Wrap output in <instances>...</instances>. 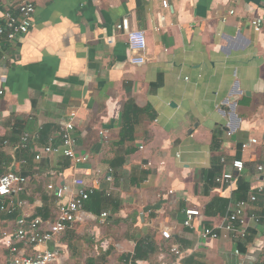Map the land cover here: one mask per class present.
<instances>
[{"label":"crops","instance_id":"obj_1","mask_svg":"<svg viewBox=\"0 0 264 264\" xmlns=\"http://www.w3.org/2000/svg\"><path fill=\"white\" fill-rule=\"evenodd\" d=\"M10 8L0 0V18ZM255 18L264 19V0H36L29 33L0 59V145L9 143L0 175L28 180L23 206L0 211V264L12 257L2 233L20 218L54 223L59 202L48 186L75 193L76 179L98 199L55 240L21 251L55 252L54 264H264V26L256 33ZM125 22L145 32L142 66L130 63L117 29ZM72 113L74 149L87 161L36 160L60 145ZM225 172L232 182L217 183ZM241 202L244 223L232 233L225 226ZM187 209L201 211L194 228ZM206 229L219 238L203 239Z\"/></svg>","mask_w":264,"mask_h":264},{"label":"built area","instance_id":"obj_2","mask_svg":"<svg viewBox=\"0 0 264 264\" xmlns=\"http://www.w3.org/2000/svg\"><path fill=\"white\" fill-rule=\"evenodd\" d=\"M36 12V0H11V8L8 9L5 14L0 18V59H5L3 56L5 47L16 42L20 37H23L29 33L33 24V18ZM251 25L254 31L258 34L263 32L264 19L255 18L251 21ZM117 29L127 36L128 48H129V60L131 65L142 66L147 62V41L144 31L131 30L128 23L118 25ZM1 66V65H0ZM1 68V67H0ZM5 91L0 86V97L4 96ZM76 113L71 114V120L61 129V143L55 145L51 142L46 146L42 154L36 156V160H40L42 155H61L69 158L76 163H84L87 161L85 157L78 156L75 152V138L73 132L75 129L74 119ZM31 137L29 134H24L21 138L20 149L27 150L31 148ZM252 144H258L257 139L251 141ZM8 141H5L0 145V149L4 146H8ZM222 163H226L225 159H222ZM233 169L238 172H243L245 169V163L242 160H235L232 162ZM258 171L264 172V165L257 167ZM234 176L231 172H225L221 177L217 179L219 184L231 183ZM28 180L17 174L16 172L9 171L3 175H0V211L8 215L16 213L18 208L23 206L21 195L26 191ZM74 184L78 187L77 192L67 186L55 187L49 185L48 190L54 193V196L59 202L57 220L50 224L47 228H43L42 220L39 218L32 221H27L24 218H20L17 221V227L12 232H3L1 238L4 245L10 250L12 257L6 264H54L56 259V253L52 251H40L35 255H28L18 248V244L25 246L39 247L46 245L49 242L55 240L59 235L65 232L73 223L77 220V215L84 209L86 201L94 193L92 187H88L82 179H76ZM259 192L264 191V187H261ZM257 201L256 195L250 198V202ZM248 204L241 202L237 205L236 210L232 213L227 221L225 229L232 233L241 232L238 226L242 223L244 212L247 210ZM186 221L185 226L194 228L193 219L201 216V211L197 209H187L185 211ZM108 218L107 213L101 215V223H105ZM245 234V232H243ZM163 235L170 239L169 232H163ZM203 239H218L219 234L211 229H206L201 232ZM170 252L176 257L181 258L180 247L172 246ZM237 254L239 252H236ZM82 264V263H78ZM243 264V263H240Z\"/></svg>","mask_w":264,"mask_h":264},{"label":"trees","instance_id":"obj_3","mask_svg":"<svg viewBox=\"0 0 264 264\" xmlns=\"http://www.w3.org/2000/svg\"><path fill=\"white\" fill-rule=\"evenodd\" d=\"M67 165H69V164H67ZM98 197H99L98 195H91L90 198L86 201V203H87L90 199H96V198L98 199ZM86 203H85V204H86ZM38 214H42L41 210L38 211ZM139 251H140V248L137 249V255H138V252H139Z\"/></svg>","mask_w":264,"mask_h":264}]
</instances>
